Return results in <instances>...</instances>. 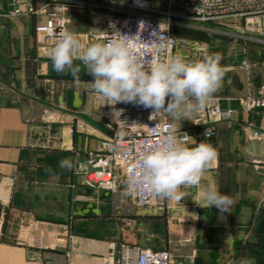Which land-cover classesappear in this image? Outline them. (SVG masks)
<instances>
[{
  "label": "crops",
  "instance_id": "0c3cea01",
  "mask_svg": "<svg viewBox=\"0 0 264 264\" xmlns=\"http://www.w3.org/2000/svg\"><path fill=\"white\" fill-rule=\"evenodd\" d=\"M27 1L40 10L48 0ZM81 1L89 4H68L67 30L87 47L101 42L92 35L106 31L114 12L101 0ZM148 1L159 15L173 5L184 15L182 0ZM15 4L27 3L0 0V264H105L112 253L116 260L126 242L130 193L125 183L115 191L90 187L80 172L88 153L110 135L99 113L104 101L83 66L78 80L54 71V44L36 32L46 14L10 17ZM238 30L249 35L236 34L217 50L224 52V75L211 100L232 117L217 125L216 159L200 186L182 188L179 201L152 206L160 248L126 242L167 249L173 264H239L241 258L264 264V119L243 101L264 83V43L246 25ZM176 55L202 59L187 45L178 44L169 59ZM205 107L188 119L167 112L166 118L179 131L198 129L207 121ZM212 185L232 198L231 213L196 204ZM190 213L199 215L198 223Z\"/></svg>",
  "mask_w": 264,
  "mask_h": 264
},
{
  "label": "clouds",
  "instance_id": "9594fccd",
  "mask_svg": "<svg viewBox=\"0 0 264 264\" xmlns=\"http://www.w3.org/2000/svg\"><path fill=\"white\" fill-rule=\"evenodd\" d=\"M140 6L144 5L140 3ZM165 25L161 22L158 30H153L144 40L141 37L144 21H140V31L135 35L122 34L110 24L113 38L87 47L75 33L65 30L59 34L49 58L54 71L71 74L76 80L83 66L94 78L90 83L104 105L136 103L153 109L152 116L167 112L174 119H188L192 113L202 110L219 89L224 75L222 57L210 53L198 61H188L181 55L161 60L146 58L138 43L144 42L155 51L163 52L168 39L163 35L168 29ZM77 60L81 63H74ZM216 157L211 144L197 143L186 133L183 137L177 136L170 127L134 160L124 183L130 194L147 193L179 201L183 197L182 188L200 186L204 172ZM201 197L202 203H196L199 207H215L221 216L231 213L234 201L217 186L202 189ZM190 214L193 220L200 219L197 213ZM239 264H254V261L241 258Z\"/></svg>",
  "mask_w": 264,
  "mask_h": 264
},
{
  "label": "built area",
  "instance_id": "2783aa9c",
  "mask_svg": "<svg viewBox=\"0 0 264 264\" xmlns=\"http://www.w3.org/2000/svg\"><path fill=\"white\" fill-rule=\"evenodd\" d=\"M27 4H15L8 16L17 17L27 14H46V20L36 27L38 38L51 44L56 43L59 34L67 30L66 10L68 4H89L81 0H48L43 8L36 10L29 1ZM103 6L114 13L107 18L106 31L93 34L94 40H106L113 38L110 24L115 26L122 34L135 35L140 31V21L145 22V28L141 37L147 40L153 30H158L161 22H165L163 35L166 48L163 52H157L144 42L138 43V48L148 59H169L178 45L177 38L171 32L175 14L172 12L155 13L148 0H101ZM140 3L144 6L141 7ZM97 5V2L91 3ZM184 19L195 23H213L229 19H244L247 30L255 34V41L264 43V0H182ZM183 24V23H182ZM139 40V38H138ZM250 67V64L243 62ZM244 106L248 112H258L264 119V83L255 93L249 94L244 99ZM99 113L109 136L106 137L97 151H90L88 159L81 164L80 172L84 176L85 183L93 188L115 191L120 183H124L128 169L136 158L159 139L161 132H166L170 127L175 129L176 135L183 137L186 133L201 141L211 144L215 148L217 137V125L231 120L230 111L221 108L218 102L210 100L205 107L207 121L198 129L179 131L172 122L166 118V112L153 114V109L145 108L136 103H118L100 105ZM152 116V117H151ZM151 117V118H150ZM205 132L207 135L205 136ZM192 133L193 135H191ZM255 136L261 133L255 132ZM191 140H189L190 143ZM216 150V149H215ZM89 167H92L90 169ZM129 192V191H128ZM135 203L140 208L163 206L166 198H159L145 194H131ZM194 219V218H193ZM198 220H194L198 223ZM41 247L44 243L39 244ZM105 264H173L171 254L167 249L144 248L137 244L123 243L118 249L116 260L113 253L107 257Z\"/></svg>",
  "mask_w": 264,
  "mask_h": 264
},
{
  "label": "rangeland",
  "instance_id": "374dc122",
  "mask_svg": "<svg viewBox=\"0 0 264 264\" xmlns=\"http://www.w3.org/2000/svg\"><path fill=\"white\" fill-rule=\"evenodd\" d=\"M179 6L173 5L171 11L175 16L171 19L173 24L171 32L177 38L179 45H187L196 47L201 52V57L210 53H216L224 42L234 40L236 34L248 36V32L241 33L238 28L245 26L244 19H229L221 22L213 23H195L182 18L178 12ZM176 12V13H174ZM183 23V24H182ZM130 215L128 224L124 221L125 240L129 243H139L143 246L151 248H160L155 244L154 235L152 234V226L154 220L152 218L153 207L140 208L136 205L134 197L130 194ZM146 217V219H141Z\"/></svg>",
  "mask_w": 264,
  "mask_h": 264
},
{
  "label": "trees",
  "instance_id": "16d2710c",
  "mask_svg": "<svg viewBox=\"0 0 264 264\" xmlns=\"http://www.w3.org/2000/svg\"><path fill=\"white\" fill-rule=\"evenodd\" d=\"M216 53L220 54L221 57L224 56V52H223V51H217ZM222 61H223V60H222ZM157 223H159V222H157ZM123 243H126V242H122L121 244H123Z\"/></svg>",
  "mask_w": 264,
  "mask_h": 264
},
{
  "label": "water",
  "instance_id": "95a60500",
  "mask_svg": "<svg viewBox=\"0 0 264 264\" xmlns=\"http://www.w3.org/2000/svg\"><path fill=\"white\" fill-rule=\"evenodd\" d=\"M89 168L93 170V168H92V167H89Z\"/></svg>",
  "mask_w": 264,
  "mask_h": 264
}]
</instances>
